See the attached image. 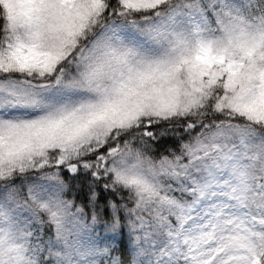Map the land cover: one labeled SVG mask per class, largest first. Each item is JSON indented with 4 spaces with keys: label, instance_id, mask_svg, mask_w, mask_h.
I'll use <instances>...</instances> for the list:
<instances>
[{
    "label": "snow or ice",
    "instance_id": "1",
    "mask_svg": "<svg viewBox=\"0 0 264 264\" xmlns=\"http://www.w3.org/2000/svg\"><path fill=\"white\" fill-rule=\"evenodd\" d=\"M0 264H264V0H0Z\"/></svg>",
    "mask_w": 264,
    "mask_h": 264
}]
</instances>
